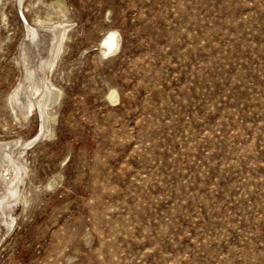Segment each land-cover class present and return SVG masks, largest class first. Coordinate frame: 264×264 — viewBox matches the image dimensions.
Masks as SVG:
<instances>
[{
	"label": "rangeland",
	"instance_id": "rangeland-1",
	"mask_svg": "<svg viewBox=\"0 0 264 264\" xmlns=\"http://www.w3.org/2000/svg\"><path fill=\"white\" fill-rule=\"evenodd\" d=\"M1 1L0 142L35 141L0 180V264H264V0ZM25 47L48 115L10 103Z\"/></svg>",
	"mask_w": 264,
	"mask_h": 264
},
{
	"label": "bare ground",
	"instance_id": "bare-ground-1",
	"mask_svg": "<svg viewBox=\"0 0 264 264\" xmlns=\"http://www.w3.org/2000/svg\"><path fill=\"white\" fill-rule=\"evenodd\" d=\"M19 2H22V0H19ZM2 5H4V2L1 1L0 3V9L2 10ZM5 6V5H4ZM22 6L25 7V1H23ZM27 6V5H26ZM28 7V6H27ZM26 7V8H27ZM32 7V6H31ZM1 16H5V12L2 11L1 12ZM33 20L34 22H39L40 17L36 14V16H33ZM69 22H65V24H58L55 25L52 29H51V41L48 44L49 48V52H50V57L42 60L40 67H41V71L43 72L44 76H47L46 74L49 72H51L53 70V66L55 65L57 58L62 50V43H63V39L65 36V29L68 26ZM26 27H28V32L31 35V41L34 42L35 39L37 37H39V31L37 28H31L28 25H26ZM106 36V35H105ZM104 36V37H105ZM116 37H115V32H111L109 33L105 40L103 41V46L104 52H110L111 50H113L116 46ZM26 47L23 49L22 51V59H23V66H24V70H26L25 73V79L23 80V84L20 86V88H16L13 94V101L10 102L11 105L13 106V108L17 107V111L19 112V114H25V112H27L28 114H31L33 112V110L36 108V106L39 107V111H40V116H43L44 114V107L45 110L47 111V115H48V110L49 108L58 100L61 91L60 89H58L57 87H55L52 83H51V87L49 86V84H47V82H45V87L42 85L44 84V76H37V71L36 69H34L33 67H29L27 65V61H26V57H27V51H26ZM38 63V62H37ZM21 66V63H20ZM44 70H46L44 72ZM38 110V108H37ZM17 114V112H16ZM35 140H24L21 141L19 143V147L12 149L13 145L7 142H0V148L3 149L4 148L7 150L4 151V155L5 157L8 158V162L10 163L9 165H12L15 163L16 168H13L14 170L12 171L11 175L9 177H6V175H4L3 171L5 170H10V167L7 163H0V180L7 182V180L9 181V184L12 186V184H14V186H17V183H15V179L17 180V182H19L21 180L20 177V172L21 171V166L25 167L23 163H17L14 162L13 158L10 157V152L15 153V151L19 148H21V146L23 145H27L30 146ZM20 156V155H19ZM1 165L4 166V169L1 168ZM11 187L10 189L7 190V195L10 196H15L17 191L18 193H21V191L19 190V188H15V187ZM25 199L23 198V201ZM2 204L4 203V200L0 199V207L2 206ZM5 208V207H4ZM9 211V210H8ZM2 213H4L5 215V223L9 226L12 225V222L14 220L13 217H11V219H9V221L7 220L6 217V213L4 210L2 211ZM2 220V218H1Z\"/></svg>",
	"mask_w": 264,
	"mask_h": 264
}]
</instances>
